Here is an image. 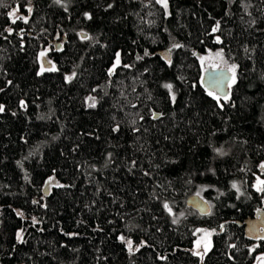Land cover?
<instances>
[{
  "label": "trees",
  "instance_id": "16d2710c",
  "mask_svg": "<svg viewBox=\"0 0 264 264\" xmlns=\"http://www.w3.org/2000/svg\"><path fill=\"white\" fill-rule=\"evenodd\" d=\"M3 4L0 264H252L264 243L237 221L264 208V0ZM211 54L237 66L227 99L201 82Z\"/></svg>",
  "mask_w": 264,
  "mask_h": 264
},
{
  "label": "snow or ice",
  "instance_id": "6c2138e0",
  "mask_svg": "<svg viewBox=\"0 0 264 264\" xmlns=\"http://www.w3.org/2000/svg\"><path fill=\"white\" fill-rule=\"evenodd\" d=\"M55 2L59 4V3H61V0H55ZM156 2L159 3V4H161L165 9L168 8V0H156ZM30 3H31V0H29V4H30ZM0 6H6V5L3 4V0H0ZM109 7H111V5H109ZM18 10H19V7L17 6V9H16V10H14V11L8 13V15H9L10 17H13V19H12V23H13V24L16 23V20H17V19L22 20L24 23H28V17H25V16H17V15H16V12H17ZM27 11L30 13V12L32 11V8H31V7H28V8H27ZM85 16H86L88 19H91V18H92L91 15L88 14V13H85ZM219 27H220L219 22H217V25H216V27L213 29V31L215 32V31L219 30ZM6 30H7L9 33H11V32L13 31L12 28H8V29H6ZM181 46H182V45H179V44H177V45H173V47H177V48H178V47H181ZM44 55H45L44 52H41V53H40V56L43 57ZM145 55H148L147 51L145 52ZM217 55H221V56H222V53H218ZM137 59H138V60H139V59H143V57L137 56ZM49 63H50V62H49ZM119 64H120V54L117 53L116 61H115V65H119ZM114 67H115V66H114ZM125 67H130V65H125ZM236 67H237L236 65H232V66H231V69H230V70L233 72V77H232L233 81H235V70H236ZM45 70H55V69H54V68L45 69V68L41 67V73H38V74H42ZM112 71H114V68H113L112 70H110V74H111ZM73 75H74V74H73ZM72 78H73L72 76L67 77V79H68L69 81H70ZM8 83H11V81H9ZM165 87L168 88V89L171 91V89H172L173 86H172L171 84H167V85H165ZM209 95H213V93L210 92ZM215 98H216L217 100L220 99L219 96H216ZM224 98L227 99V96H225ZM90 99H91V98H90ZM172 99H173V101H175V95H174V94H173V96H172ZM21 106H22V107H25L23 101L21 102ZM4 111H5L4 105L0 104V113H2V112H4ZM13 115H15V113H13ZM153 118L156 119V118H158V116H157V115H154ZM115 130L118 131V128L115 129ZM260 167H261L262 169H264V164H261ZM260 185H264V181H260ZM233 187H234V188H237V191H239V189H238V187H237L236 184H233ZM257 191L264 192V187H259V186H258V187H257ZM34 203H36V201H34ZM164 207H165V208H168L169 212H171V209L169 208V206H168L167 204H165ZM17 215L22 217V216L24 215V213L18 211V212H17ZM32 221H33V224L38 223V221L36 220L35 217L32 218ZM22 232H23V230H20V232L17 233V240H18V242H20V243H25L24 238H23V235H22ZM120 240H121V241H125V237H124V236H121V237H120ZM126 243H127V245H128V249H129V251L131 252V251L133 250V242H132L131 240H127ZM233 247H234V246H233ZM136 250L138 251L139 248H137ZM253 250H254V249H253ZM206 251H207V248H206ZM196 254H197V255H200V253H196Z\"/></svg>",
  "mask_w": 264,
  "mask_h": 264
},
{
  "label": "water",
  "instance_id": "95a60500",
  "mask_svg": "<svg viewBox=\"0 0 264 264\" xmlns=\"http://www.w3.org/2000/svg\"><path fill=\"white\" fill-rule=\"evenodd\" d=\"M115 68L114 66L111 70ZM113 74V71L111 72ZM233 74L227 67L208 68L203 72L202 84L210 91L217 93L219 96H226L229 92V86L232 83ZM154 115H159L154 113ZM187 203L201 214L210 212V204L202 195L195 193L187 198ZM253 219H246L245 223L248 226ZM238 224L243 222L237 221Z\"/></svg>",
  "mask_w": 264,
  "mask_h": 264
},
{
  "label": "rangeland",
  "instance_id": "374dc122",
  "mask_svg": "<svg viewBox=\"0 0 264 264\" xmlns=\"http://www.w3.org/2000/svg\"><path fill=\"white\" fill-rule=\"evenodd\" d=\"M16 15L19 16L18 13H16ZM46 60L47 62H49L48 59ZM201 62H202L203 71H205L208 68H215V67H227L231 69L229 66L221 65V63L219 62V59L215 55H212V54L203 57L201 59ZM214 231H215L214 228H208L205 226L199 227L197 229V236L194 240L193 250L195 253H200V255L198 256L201 258V260L205 257V255L208 253V251L211 249L213 245ZM251 232L252 233L256 232L255 228H253ZM206 248H207V251H206ZM252 264H264V251H261L256 254L255 260L253 261Z\"/></svg>",
  "mask_w": 264,
  "mask_h": 264
},
{
  "label": "flooded vegetation",
  "instance_id": "af4514ba",
  "mask_svg": "<svg viewBox=\"0 0 264 264\" xmlns=\"http://www.w3.org/2000/svg\"><path fill=\"white\" fill-rule=\"evenodd\" d=\"M43 60H45V57H43ZM46 65H50V63L47 62ZM250 219H253V221L248 226L244 222L238 225L244 226L246 236L252 241L251 246L256 247L264 243V208L257 209ZM253 228L256 231L254 233L251 232Z\"/></svg>",
  "mask_w": 264,
  "mask_h": 264
},
{
  "label": "bare ground",
  "instance_id": "6f19581e",
  "mask_svg": "<svg viewBox=\"0 0 264 264\" xmlns=\"http://www.w3.org/2000/svg\"><path fill=\"white\" fill-rule=\"evenodd\" d=\"M187 204V203H186Z\"/></svg>",
  "mask_w": 264,
  "mask_h": 264
}]
</instances>
